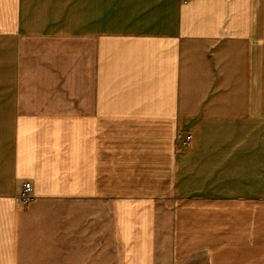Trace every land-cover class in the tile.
I'll return each mask as SVG.
<instances>
[{"label":"crops","instance_id":"crops-1","mask_svg":"<svg viewBox=\"0 0 264 264\" xmlns=\"http://www.w3.org/2000/svg\"><path fill=\"white\" fill-rule=\"evenodd\" d=\"M43 255L264 264V0H0V264Z\"/></svg>","mask_w":264,"mask_h":264},{"label":"rangeland","instance_id":"rangeland-1","mask_svg":"<svg viewBox=\"0 0 264 264\" xmlns=\"http://www.w3.org/2000/svg\"><path fill=\"white\" fill-rule=\"evenodd\" d=\"M43 255L40 264H115L114 255H103L106 259H100L98 255Z\"/></svg>","mask_w":264,"mask_h":264},{"label":"built area","instance_id":"built-area-1","mask_svg":"<svg viewBox=\"0 0 264 264\" xmlns=\"http://www.w3.org/2000/svg\"><path fill=\"white\" fill-rule=\"evenodd\" d=\"M190 138H191L190 135L186 134L183 137H178L177 142L182 146H186L189 144ZM30 188H31L30 182L26 181L23 184V195H22L23 199L30 200L32 198V196L30 195Z\"/></svg>","mask_w":264,"mask_h":264}]
</instances>
